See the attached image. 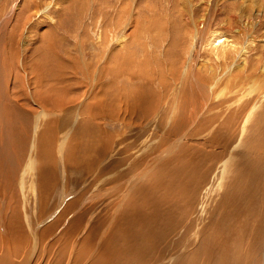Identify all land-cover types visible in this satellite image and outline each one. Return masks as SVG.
Masks as SVG:
<instances>
[{
    "label": "rangeland",
    "instance_id": "1",
    "mask_svg": "<svg viewBox=\"0 0 264 264\" xmlns=\"http://www.w3.org/2000/svg\"><path fill=\"white\" fill-rule=\"evenodd\" d=\"M59 1L64 8L67 7L66 9L69 10L68 14L65 13L64 11H62V13H64L62 15V20H63V23H65V24L67 23L66 26H64V27L60 26V18L61 17L52 8L51 12L48 15L43 16L41 18L38 17L35 19L34 24L36 23V25H37L40 23L39 25L36 26L37 29H32L33 25L30 28V30L31 29L33 30L32 35L34 34V32H36V37L34 38L35 40L32 39L33 44H32V47H30L32 49V53H30V51L26 52L24 50V48H22L21 46L19 47L18 51H19L20 59L23 62V64L29 69V70L25 71V74H22V76L18 77L21 81V84L18 83V81H19V79H18L17 83H16L17 85L16 84L13 85L12 80H13L14 75H13L12 71H11V73H10V71H8V72L6 71L7 74L5 72L2 73L3 68H5V65H8L9 61L11 63L10 58L12 56H10L6 53L0 54V184H1L0 186H2L7 191L6 192L4 190H1L2 187L0 188V197H1L0 198V217L2 218V220H3L4 216H6V219H9L11 216L15 217L16 215L20 214V218L22 219V223H23V221H25V222L28 221L30 224L28 226L27 223H25V222L23 223L24 227L27 231H32V233H38V232H42L43 230L45 231V229H47L53 225H56V227H57V230H56L57 233L56 234L57 235H61V237L71 238L73 236L72 233H70L71 234L70 236H64V231L69 227L70 223L78 215H80V213L83 212L82 214H84V210L86 208L87 209L89 208L88 210L85 211V213L87 214L86 218L88 216H89L88 218H91V220L89 219L88 223L86 224V226H88V228H91V226L93 227V222L97 221L101 215H104L105 213H107L105 215H108V214L113 215L114 212L112 210V204L110 203L109 206H107L108 203H107V201L104 200V201H102V202H104V204L99 205V203L98 204L92 203L90 205L88 204L89 206H87L84 209H83V207L76 209V210H74L73 214L69 215L66 219H64L63 221L60 222V217L62 216L61 213L63 211L62 204L63 203H64V205L69 204L73 200L77 199V197H79V196H80L79 198H81V196L84 193L89 192V190L91 192V190L93 189V186H95L93 184L94 182H91V180H90L91 179L90 177L93 175L92 170H93L94 166H93L92 162H94L93 159H94L95 155L93 157V153H90L91 151H90L89 145L91 146L93 141L97 140V138H96L97 135L96 136L94 135V128L91 127L90 122L92 121L94 116L96 117L95 118L96 120H99L102 116H107L108 117L107 119L101 121L106 125V126H104V128L108 132H110L111 135H113V136L119 135L121 138H124V139H118V138L115 139V137H114V142H116V144L114 145L113 151L110 153V156H109L110 158H108V163H107V161H102V162H104L105 166L106 165L109 166L110 169L107 167H104L101 169L103 172L100 173L101 174L100 176L103 175L102 173L105 174L106 172L108 174H111L112 176H114L113 180H115L117 177L116 182L119 184H118V186L114 185L112 187L113 188L112 192H115V193H113V195L114 194L116 195V196L114 195L115 197H117V196L120 197L121 195H125V193H123V191L126 193H129L130 197L132 195H134L135 189L130 194V189L133 186L135 187V184L133 185V184H131L132 182H130L131 180H133V178L130 179L129 178L130 175H128L130 173V168L136 169V170H134L135 174H141V172L144 173L147 171V169H148L147 167H149V169H150L151 163H153L154 161H157V164L153 167V170H155V168L158 167L157 170H160L161 176L162 177L165 176V178H166V179L164 178L165 181L168 180V178H169L170 179L169 184H171V181L173 179V175L175 173L174 168L177 166L175 160L178 159V157H179L178 151L181 152L182 150H185V151H188L189 153H192V150L189 149L190 148L189 145L190 144H198L200 148H205L209 152H215L216 153L219 150L224 151V149L222 147H219L220 145L230 144L233 147L237 145V148L235 147L236 149L233 152L234 158H236L237 160L235 161V166H232V168L227 172V173H229V176H228V174H226L225 178H227V176H228L227 181L225 179L223 180V188L224 189H220V191H215L214 192L215 193L214 199H212L213 196L210 198L201 196L200 198L204 199L205 201H203V204L200 205L199 208H201L202 212H203V213H201V215H203L205 213L208 214L207 218H209V219L206 218L204 220L205 222H207V226H209L210 228H214L217 226V228H218L217 232L224 231L225 234L226 233H228L229 235L231 234L230 236H232L233 231H234L232 229V228H234L233 223L235 225L238 224L237 227H239V226L242 227L240 221H242L243 223L248 221L247 217L249 218V216L251 214L249 219H251L252 222L249 220L250 223H248V225H245L246 227H248V226L249 227L246 228L244 226L245 230L243 229V233L241 231V236H240V237H242L240 239V241L244 242L246 244L242 249V253H241L238 261H236L234 264H246V263H248V264L249 263L250 264H264V210H263L264 208H261L263 206L262 204H261L262 206H260V202L261 203L264 202V197H263L264 194H262V193H264V178H263L264 173H262V172H264V158H262L261 156L255 157L257 161L258 160L260 161V162L258 161L259 163L256 165L257 162L254 158V152L252 153V151L254 150V147H251L252 144H254V146H256V147L260 146L262 150L259 147H257L259 149L258 151L259 152L261 151L259 153V155H262L261 154L262 152L264 153V141L261 139H258V140L255 139L257 137V135H259L261 133L264 134V129L259 130L260 126L264 123V118L254 116V123H252V119H250V118H249V120L244 119V112L246 110V107L245 106L241 107L240 105H242L243 103L238 105V103L236 102V99L241 98V96H242L241 95V93H242L241 89L242 88L244 89L243 85L241 84V82L238 79V74L234 70V68H236V66H237L236 60H233L231 58L225 62H222V64H221L222 66H220V67H222L223 69H220L219 67H217L218 70L220 71L219 75H221V70L227 71V72L230 71L231 73H234L231 75L233 76L232 78H234V80L236 82L235 86H237V89L239 91L234 96H232V94L229 95L231 97L228 98V100H226L227 102H226L225 112L221 113V111L213 109L215 112L214 118L207 119L208 118L207 116L204 117L206 112H205V110H203L201 117H199V120L197 121L196 125L193 128L195 131L193 129L189 130L190 132H192V133H190L187 130L188 134L185 133L186 135H182L184 124L186 127L189 124H191L190 120H188L191 117V114L183 113V111H185L184 109L186 108L183 106H185L186 104L184 102H182L183 99H181V96H182L181 93L185 90V86H184V82L180 83V82H178V81H180L179 78L177 80L176 79L177 77L176 78L174 77L175 75H177V72H181V69L178 66V64L182 65V63L185 60H188L189 58H192L193 56L194 57L196 56L195 59L200 58L201 60L207 59V58H213L214 59V57L212 55H210V56L207 55V52L199 51L200 46L202 44L200 39H202V37L198 40L197 47L194 45L196 52L192 51L193 45L191 44L192 43L191 38H192V35L194 34V31L192 30V23H191L190 15L189 14L183 15L181 12L175 10L178 0H136V2H133V0H126V1L125 0H95V1L94 0H87V2L85 1L86 3H84L85 7L84 6L82 7V8H84L83 9L84 11L80 10V12L78 11V7L76 8L75 11L71 10V8L68 7L71 3H69L65 0H59ZM192 1H193V4L194 3L195 4L201 3L200 0H192ZM131 2L134 4L132 5ZM13 3H14L13 0H11V2L9 3V6L11 7L13 5ZM126 3H128V4H126ZM130 3L133 7L130 5ZM136 3H137V5H136ZM224 3H225V5H223L222 11L218 12L216 15H214V17H212L210 24L204 30L202 29L203 26L198 23L200 21L203 13L200 9L196 8L195 14H194V19L197 21L196 25L200 28L198 36L201 35V31H203V32L206 31L205 35H207V31L209 34V32H218L222 29V25H224L226 23V17L228 18V15L231 16V14L235 12V10H233V9H235V7L232 4H229L227 2V0H224ZM150 4H152L153 6ZM121 5L126 6V7L128 6L127 10L129 9L130 13L131 12L132 13L131 14L128 13L127 10L125 12H123ZM119 6H120V8H119ZM129 6H130V8H129ZM144 6L147 8L145 9ZM134 7H135V9H134ZM180 7H178V9H180ZM131 8H133L132 9L133 11L131 10ZM29 9H30V6H29ZM136 9H138V10L136 11ZM32 10L33 9L31 8L30 11H32ZM97 10H99V11H97ZM246 11L248 12L249 10L246 9ZM116 13H117V15H116ZM129 15H131V16L133 15L134 18H137L139 20H137L138 23H135L137 25L136 27L130 28V31H129V29L127 30V31H129L130 34L128 33L126 35V37H128V38H127V43H126L127 46L124 45V47L126 49L125 50L124 48L121 49L118 45H116L117 42H115L113 39H115L114 37L117 35L116 33L119 32L122 28H124L126 26V22H124L123 19L120 20L118 18L120 16H123L124 19L126 20V18ZM146 16H151V20L155 19V25H153V24L151 25L152 22L147 24V22L145 21ZM184 16H185V18H183ZM0 18H1V15H0ZM188 20H189V22H188ZM117 21H119V22H117ZM180 22H181V24H180ZM2 23H3V21H0V26L2 25ZM229 23H230V25H228L227 27H224V29H226L227 32H230L233 28L236 27L235 18L231 17V20L229 21ZM262 26L264 27V24L259 26V28H257V30H256V33L258 35L264 34V32H263L264 28ZM2 27L4 28V26H2ZM2 27H0V29H3ZM19 27L20 26L17 27V26H14L12 24H11V26H10V24L7 26V28L5 29V35L6 36H5V41H4L5 44L3 46V49L8 45L7 40L10 39V36L13 33L16 32V34H20L22 28H19ZM143 31H144V33H143ZM242 39L244 40L243 37H242ZM51 40L53 42L55 41V43H56V45H54V49L56 50V57H60L59 59L57 58L58 61H55L54 59H52L53 57H50V56H52L51 55V47H50V41ZM45 41H47V42H45ZM93 42H95V44ZM238 44H241V42H238ZM33 45H35V46L41 45V47L43 48L45 53L50 52L48 54L50 56H45V53H43V56L40 57L39 54H41V52L38 51L37 49L33 48ZM48 45H49L48 49L45 50L44 46H48ZM0 46H1V44H0ZM104 48H105V50H104ZM257 49H259V48L257 47L254 50V55L252 54V52L250 55L249 66L251 69L254 68V57L257 58L255 55L257 53H260L259 51H261L260 49L259 50H257ZM115 50H116V52H122L123 50H125L124 53H126V52L127 53L124 55L120 54V55L116 56V55H113V53H112ZM145 50H146V52H145ZM261 53H262L263 60H264V50H262ZM102 54L104 56H102ZM191 54H192V56H191ZM27 56L29 57V59ZM29 60H30V62H29ZM27 63H30V64H27ZM224 63L226 65H224ZM21 65H22V63H21ZM28 65H30V66H28ZM107 65H109V66H107ZM212 65L215 66V62L212 61ZM60 66H62V67H60ZM95 68H96V70H95ZM198 68H200V67H198ZM33 69H34V72H33ZM36 69H39L40 71H37ZM171 70H172V72H171ZM209 70H212V68ZM58 71H59V73H58ZM88 71L91 72L92 74L89 73ZM195 71L198 72L199 70L198 71L195 70ZM250 71H253V70H250ZM27 73H28V76H27ZM19 75H21V74H19ZM89 75H90V77H89ZM208 75H209V73H206V72L204 73V72L200 71V74H198V79H200L199 81H201L202 83L206 82V83H204L206 85H211L212 83H214V80H215L214 76L215 75H213L214 80L208 78ZM201 76L203 78H205V80ZM206 76H207V78H206ZM173 81H174V84H173ZM163 82L165 84L164 87H166L167 89L162 87ZM167 83H169V84H167ZM86 86H88V87H86ZM182 86H184V87H182ZM10 87H11V89H10ZM169 87L172 88V91H171V89H168ZM179 88H180V90H179ZM147 90H149L151 92V95L148 96L150 98H147L148 101L147 100L143 101L142 100L143 95H144L145 91H147ZM176 90L178 91V93ZM25 92H27V97H26L27 99L24 96ZM32 93H35V94H32ZM46 98L47 99L57 98L58 99L57 101L62 103V107H64V109H61L62 107H60V109H58V110L57 109L52 110L50 102L48 103ZM255 98H257V95L254 93V99ZM39 99H40V101H39ZM44 99L47 102L46 101L44 102ZM103 99H105V100H103ZM175 99H181L178 101V105H179L178 107L180 108V106H181V109L179 110V108H178V110L180 111V113H183V114L178 113L179 117L177 118V120L171 121L170 119H168L169 117H167V116L171 113V110L173 111L174 105L176 104ZM42 100H43V103L41 102ZM244 100L245 99L242 98V102H244ZM255 100H257V99H255ZM81 101L85 102V104L83 106L80 105ZM143 102H145V103H143ZM21 103H23V104H21ZM47 103H48V105H47ZM102 103L103 104H107V103L109 104V106H108L109 110L108 111L102 110V108H101ZM51 104H53L56 107V105L54 104V101H52ZM21 105H23L24 107ZM38 105L40 106L41 109H39ZM210 105H212L213 107H217L216 104H210ZM210 105H208V106H210ZM88 106L92 107L93 114L91 113L90 109H89V111L87 110ZM235 106H236V108L238 107V109L235 112H232L235 109ZM47 109H50V111L49 110L47 111ZM156 109H160V110H157L158 111L157 112ZM227 109H229V110H227ZM51 110L53 112H51ZM38 111H43L44 114L41 115V119H38V126L35 129L34 124L36 123V119H37L36 114ZM55 111H56V115H55ZM126 111H131V112H130V114H127V113H125ZM132 112L136 113V114L134 113L136 115V117L134 114H131ZM216 112H218V116L216 115L217 114ZM86 113H88V114L91 113V114L88 115ZM137 114L139 115V117ZM49 115H51L52 117L49 118ZM132 115H134V116H132ZM75 117L85 121V122L81 121V123H80L81 128H79L77 126V124H75V122L77 123ZM124 117H126V119H127L126 123L124 121L119 120V119H123ZM131 118H133V120ZM134 118H136V119H134ZM56 120H57V123H56ZM187 120H188V122H187L188 125H186V123H185V121H187ZM221 120H224V121L220 123ZM82 122L85 125L82 124ZM206 122H207V127L204 126V123H206ZM53 123L56 125L52 126ZM65 123L68 124V127H67V125H65ZM81 124L83 125V127H87L90 125L89 129H88V127L83 128ZM126 124H127V126H126ZM181 125H183V126H181ZM201 125H203L204 127H202ZM219 125H220V127H219ZM72 126H74V128ZM222 126L224 127V129H221V128H223ZM181 127H182V130H181ZM186 127H185V129H186ZM205 127H206V129H205ZM70 128H73V130L68 135L69 137H68L67 142L70 141V143H68V145L64 146L65 154H66V156L71 155V157L73 158L74 155L71 154V151L74 150L76 153V156L78 157V160H79V163L77 162V165L79 164L81 166V168L83 166L90 167L89 169L91 171L88 170L87 168H85V169H81V168L79 169V168H75V167L73 168L72 166H74L76 162H74L72 164L68 163L67 167H66L67 168L66 171H68V173L65 172L64 173V180H61L62 179L61 178L62 170H61V168H59V166L61 164H60V160H59L60 155H58V151L60 149L58 150L59 147H57V146L59 145L58 143L61 144L64 141V138H65V137L63 138L64 132H65L64 130H67V129L69 130ZM82 128L84 129L83 130L84 132L82 131ZM197 128L199 130L201 128H203V130L200 131V135L196 139L192 140V136L194 135L193 133H197L199 131ZM258 130H259V133L254 137V140H252V139L250 140L252 142V144H251V142L248 139V136L252 135V134L255 135V133ZM34 132H37L38 135L34 136ZM141 132H144V133L141 134ZM158 134H160V135H158ZM87 136L89 139L87 138ZM145 136H147V137L145 138ZM208 136H212L214 138L216 137L217 140H215V142H214V138H213L212 143H208L207 145H204L203 141L200 138L208 137ZM246 137H247V140H246ZM90 138H92L93 141L90 140ZM131 138H133L136 142L133 141V139H131ZM34 139H36L35 142L40 140V145L36 144V147H37V149L42 150V153H41V151L39 153L37 152V154L34 157V162H36L35 165L40 166V162H41V165L43 166L42 162H48L50 160L48 162L50 164L49 167L51 169V173L49 170V175H51L55 171L54 172V176H55L54 182H55V188H56V189H54L55 194L51 195L52 191L50 192V200H48V202L43 201L42 196H40L43 193V190L40 189L41 187L38 185V182L35 181L34 179H33V181H31V178L26 175L27 180L25 179L24 185H22V186L20 185V182L18 179H13L14 173L15 174L17 173L15 176L18 177L23 172V169H24V167L27 163L28 157H29L28 155L30 152V148L33 145L32 140H34ZM145 139L146 140L148 139V140L146 141ZM160 139H161V141H160ZM242 139H243V142L240 144V140H242ZM117 140H121V142L124 141L123 144L127 145L132 150V152L130 150L131 155L134 154V156H136L137 158L135 157V160H134V156L132 155V158H131L132 161H130L131 155L129 152V148L127 146L125 147V150H126L124 152L125 154L123 153V155H121V154L119 155V153L122 151V148H121L122 145L120 146L119 144L121 142L118 143ZM143 140H145L144 141L145 142V148H144ZM158 140H159V142H158ZM168 140L170 143L167 142ZM53 141H55V144H56L54 149H53V145L50 147L48 146L49 144L53 143ZM125 141H127V142H125ZM130 141H131V143H130ZM132 142H133V144H132ZM141 142L143 144H141ZM156 143H157V145H156ZM182 143H184V145ZM176 144H179L177 146L178 148H176ZM136 146H138V148ZM156 146H157V148H156ZM162 146H164L165 148ZM167 146L168 147L171 146V147L167 148ZM243 146H244V150L240 151V149ZM48 147L52 150L50 152V155H52V156L49 160L45 159V156H44L45 153L43 154V149H47ZM159 147H162V149ZM249 147H250V149H248ZM155 148H156V151H155ZM251 148H253V150H251ZM159 149H160V151H159ZM144 150H145V152H143ZM147 150H149V151L152 150L150 152H153V153L155 152V154H153V153L149 154L150 152H148ZM156 152H160V155L162 154L161 156H164V157L160 158L161 156L159 154H157ZM127 154H129V156ZM89 155H90V157H89ZM152 155H153V157H152ZM176 155H178V156H176ZM238 155L239 156L243 155V156L239 157ZM122 156H123V160L119 161V159H121ZM143 156H145V157H143ZM167 156H168V158H167ZM173 156H174V158H173ZM83 157H85V158H83ZM127 157H128V159L126 160ZM138 157L141 159V161H144V162H141ZM148 157L150 158L151 161L147 160V159H149ZM89 158H91L92 160ZM153 158H154V160H153ZM166 158H167L168 162H166L164 160ZM196 158L198 159V164L201 167H203L204 166L203 161L205 160V157L203 159H201L200 153H197ZM257 158H259V159H257ZM109 159H111L110 160L111 163L109 162ZM51 160L53 162H51ZM22 161H23V164H22ZM147 161H148V164H147ZM160 161H162V162H160ZM172 161H173V165H172ZM189 161L190 160H187L186 166L188 165ZM54 162H56V164H54ZM131 162H132V164H131ZM134 162L136 165H138L140 162V164H139L140 166L134 165L135 166L134 167L133 166ZM254 162H256V163H254ZM108 164H111V165H108ZM145 164H147V167H145L146 166ZM161 164H162V166H161ZM254 164L258 167V169L254 168ZM52 165H53V168H51ZM131 165H132V167H131ZM54 167H57L58 169L56 170V168H54ZM120 167H121V170H120ZM136 167L137 168L142 167V168L138 169L139 170V172H138ZM165 167H167L168 169ZM169 167H170V169L173 168V171H171L169 169ZM249 167L251 169H255V170L252 171ZM259 167H262V169ZM128 168H129V170H128ZM52 169H54V170H52ZM78 169L81 171H79ZM107 169H109V170H107ZM84 170L86 171L85 174L87 173V175H84V173H83ZM104 170H106V172ZM124 170L127 172V173H124L125 175L123 174ZM151 170H152V168H151ZM108 171H110V172H108ZM254 171H255V173H254ZM233 172H235V174ZM252 172L254 173V175ZM246 173H247V175H245ZM255 174H258V175H255ZM260 174L263 177H261ZM120 175H121V177H119ZM151 175L153 177L155 175V173L152 172V174L150 173L149 176H151ZM254 176H255V179H254ZM246 177H247V179H246ZM262 178H263V180H262ZM239 179H241L244 182V184L241 183V181H239L237 184L236 181ZM232 180L235 182H233ZM230 181H232V182H230ZM30 182H32V184ZM81 182H82V185H84V186L81 185ZM88 182H89V184H88ZM4 183L6 185H4ZM63 183L66 184V187H65L66 188V191H65L66 194L64 196H60L59 192L61 193V188L63 186L62 185ZM71 183H72V185H71ZM231 183H232V185H231ZM74 184H80V186L77 187V186H74ZM32 185H34V186H32ZM119 185H121L122 188H120L121 186H119ZM224 185H225V187H224ZM235 185L237 187H235ZM239 185L241 186L240 188H239ZM255 185H256V188H255ZM23 187L25 190L23 189ZM117 187L120 189H118ZM218 188H220V187L218 186ZM115 189H117V190L115 191ZM240 189L242 191H240ZM119 190H121V191H119ZM128 190H129V192H128ZM245 190H247V191H245ZM259 190H260V193L262 194V196H260L262 199L258 197L259 196ZM57 191H59V192H57ZM237 191H238V194H236ZM22 192L24 194H22ZM239 192L242 194H240ZM252 192L254 195L252 194ZM39 193H41V194L39 195ZM14 194L17 198L14 196ZM57 194L59 196H57ZM251 194H252V196H250ZM255 194H258V195L256 196ZM2 195H3V197H2ZM246 196H248V197H246ZM254 196H256L257 198H255ZM59 197H62V198L59 199ZM14 198H15V202L13 200ZM172 198L171 199L174 202V214H172V215H175V214L177 215V213L179 215H188V204H185V200L182 197H177L181 201L176 200L177 201L176 202L174 200L173 196H172ZM62 199H64V200L62 201ZM175 199H176V197H175ZM235 201H237V202H235ZM13 202H14V204H12ZM59 202H60V204H59ZM127 202H128V200H127ZM127 202H126L125 207H123L122 209L125 210L127 208V206L130 205L129 203L127 204ZM232 202L234 205L232 204ZM238 202L239 203L241 202V203L239 204ZM168 203H169V200L166 203H162L157 209L155 208V210H154V204L151 205L150 206L151 208L148 207L149 208L148 214H151V212H152V215L159 213V212L161 215L162 214H166V215L170 214L169 209H171V205H170V203L169 204ZM255 203L256 204L259 203V204L256 205ZM175 204H176V206H175ZM208 204H209V206H207ZM64 205H63V207H64ZM232 205L234 206V208L236 206V210L234 208L230 209L231 208L230 206H232ZM237 205H239L240 208ZM247 205H249V206H247ZM251 205L252 206L255 205V206L252 207ZM244 206H247V207H244ZM258 206H259V208H258ZM152 207H153V210H152ZM166 207H170V208L165 209ZM207 208L210 210H208ZM237 208H238V210H237ZM249 208H251L252 210ZM254 208H256V209H254ZM81 209H83V210H81ZM182 209H183V211H182ZM203 209L206 210V212ZM127 210L128 211H126V210L124 212L122 211V213H126V215H124V214L114 215L112 222L114 223L115 221H119L118 225H120L122 220L125 219V217H126L127 221H130V223H131L132 222V216H130L129 214L132 213V211L130 209H127ZM167 210L169 211V213ZM229 210H231V212ZM240 210H242V211L240 212ZM250 210H251V212H250ZM141 211H143V209H141ZM235 211H237V212H235ZM244 211H247V213H245ZM260 212H263V213H260ZM235 213H238V214H235ZM248 213H250V214H248ZM252 213H254V214L256 213L258 215L253 214V216H252ZM233 214H235L236 216ZM22 215H24V216H22ZM96 215H97V217H96ZM214 215H215V217H214ZM229 215H231V216H229ZM80 216H82V215H80ZM253 217H254V220H253ZM194 218H195L194 220L196 221L197 225H199L200 221L197 219L198 215H195ZM221 218H222V220H221ZM255 219L258 221H255ZM220 221H222V222H220ZM103 222H104V225H103ZM103 222L100 225L102 229H104V227L106 225L105 220H103ZM112 222H111V224H112ZM256 222L259 223V226L257 225ZM253 223H255V224H253ZM230 224H232V225H230ZM250 224L252 225V227H254L256 229H253ZM0 225H3V224H0ZM118 225L116 226L115 231H117V229L119 227ZM31 226L33 229H29ZM80 226H82V225L80 224ZM80 226H78V227H80ZM6 227H7V229H6ZM8 228L9 227L5 223L4 229L3 230L1 229L2 235L5 233L3 235V237L9 236V232H11V231L9 230V232H8ZM224 228L225 229L227 228V230L225 231ZM250 228H252L253 232L250 231L251 230ZM81 230H82V227H81ZM205 231H208V234H206L207 236L211 235V231L208 229V227L206 229H204V232ZM244 231H246V232H244ZM248 233H250V235ZM251 234H252V236H251ZM206 235H204V236H206ZM244 235L246 236V240H249L250 236H251L250 242L243 240V239H245V237H243ZM222 237H226V236H222ZM227 237H229V236H227ZM252 239L255 241L253 242ZM151 242H155L154 238L151 239ZM245 255L247 256V258L245 257ZM249 260H251V261L249 262ZM252 260L254 262H252ZM239 262H241V263H239Z\"/></svg>",
    "mask_w": 264,
    "mask_h": 264
},
{
    "label": "bare ground",
    "instance_id": "2",
    "mask_svg": "<svg viewBox=\"0 0 264 264\" xmlns=\"http://www.w3.org/2000/svg\"><path fill=\"white\" fill-rule=\"evenodd\" d=\"M65 1L71 3L68 6L69 8H71V10L75 11L76 8L78 7L79 12H80V10L84 11L83 10L84 8H82V7L83 6L85 7L84 3L87 2V0H65ZM10 2H11V0H0V15H1L0 21H3V23L0 27L4 26V28L2 27L3 29H0V44H1L0 54L6 53V54L12 56L10 58L11 63L9 61L8 65H5V68H3L2 73L5 72L7 74L8 71H10V73L12 71L13 75H14L12 83H13V85H15L17 83V80L19 79L18 77L22 76V74H25L26 70H29L21 61L18 50H19V47L21 46L22 48H24V50L26 52L30 51V53H32V49L30 48V47H32V44H33L32 39H34L36 37V32H34V34L32 35V33H33L32 29H37L36 26L40 24V23L37 25H36V23L34 24L35 19L38 17L41 18L43 16L48 15L53 8L54 11L61 17L60 18V26L64 27V26H66L67 23L66 24L63 23L62 15L64 13H62V11H64L65 13L68 14L69 10L66 9L67 7L64 8L59 0H13L14 3L11 7L9 6ZM133 2H136V0H133ZM200 2L201 3H199V4H195V3L193 4L192 0H178L177 6L175 9L176 11L181 12L183 15H185V14L190 15V19H191V23H192V30L194 31V34L192 35V38H191V40H192L191 44L193 45L192 51L196 52L194 45L197 47V42L202 37V39H200L202 44L200 46L199 51L207 52V55H209V56L212 55L214 57V59L213 58H207V59L201 60L200 58L195 59L196 56L195 57L193 56L192 58L185 60L182 63V65L178 64V66L181 69V72L176 71L177 75H175L174 77L175 78L177 77L176 78L177 80L179 78L180 81H178V82H180V83L184 82L185 90L181 93L182 94L181 99H183L182 102H184L186 104V105L184 104L185 106H183V107H186V108L185 109L183 108L185 110V111H183V113L191 114V117L188 119V120H190L191 124L188 125L187 124L188 120L185 121L186 125H188V126L186 127L184 124L182 135L188 134L187 130L189 131V130H192L194 128L197 121L199 120V117H201L203 110H205V112H206L204 117L207 116L208 117L207 119L214 118V113H215L214 110L221 111V113L225 112V107H226V102H227L226 100H228V98L231 97L229 95L232 94V96H234L236 93L239 92L237 89V86H235L236 82H235L234 78H232L233 76L231 75L234 73H231L230 71L227 72V71L221 70V75H219L220 71L217 68V67H219L220 69H223L222 67H220V66H222L221 65L222 62H225L231 58L233 60H236V62H237V66H236V68H234V70L238 74V79L244 87V89L243 88L241 89L242 90L241 91L242 92L241 98H238L239 100L236 99V102L238 103V105L243 103L240 106L246 107V110L244 112V119L249 120V118H250V119H252V123H254V116L264 118V60H263V56L261 53L262 50H264V34L258 35L256 33L257 28H259V26L264 24V0H227V2L229 4H232L235 7V9H233V10H235V12L233 11L234 13H232L231 16L228 15V18L226 17V23L224 25H222V29L218 32H209V34L207 31V35H205L206 31H204V32L201 31V35L198 36L200 28L196 25L197 21L194 19V14H195L196 8L200 9L203 13L201 16V19L198 23L203 26L202 29L204 30L210 24L212 17H214V15H216L218 12L222 11V7H223V5H225L224 0H200ZM131 3H130V5H131ZM126 4H128V3H126ZM133 4L134 3H132V5ZM136 5H137V3H136ZM150 5H152V4H150ZM29 6H30V9L31 8L33 9L32 11H30ZM135 7H134V9H135ZM178 7H180V9H178ZM119 8H120V6H119ZM121 8H122L123 12H125L127 10L128 6L127 7L122 6ZM129 8H130V6H129ZM146 8L147 7H145V9ZM132 9L133 8H131V10ZM246 9H248L249 11L247 12ZM137 10L138 9H136V11ZM97 11H99V10H97ZM127 11H128V13H130L129 9ZM116 15H117V13H116ZM231 17L235 18L236 27L233 28L230 32H227L226 29H224V27H227L228 25H230L229 21L231 20ZM183 18H185V16ZM118 19H120V20L123 19L124 22H126V26L124 28L121 27L122 29L116 33L117 35L114 37L115 39H113V40L115 42H117L116 45H118L121 49H123V48L125 49L124 45L127 46L126 43H127V38H128V37H126V35L129 33L130 28L137 26L135 23H138L137 20H139V19L134 18L133 15L132 16L129 15L126 18V20L124 19L123 16H120ZM152 20H151V16H146L145 21L147 22V24L152 22L151 25L152 24L155 25V19H152ZM117 22H119V21H117ZM188 22H189V20H188ZM9 24H10V26H11V24L14 26H17V27L20 26L19 28H22V29H21L20 34H16V32H15L10 36V39L7 40L8 45L3 49V46L5 44L4 43L5 36H6L5 35V29L7 28V26ZM180 24H181V22H180ZM31 26H32V29L30 30ZM128 29H129V31H127ZM143 33H144V31H143ZM242 37L244 38V40L242 39ZM45 42H47V41H45ZM238 42H241V44H238ZM93 43L95 44V42H93ZM54 45H56L55 41L53 42L51 40L50 41V47H51V55L52 56L48 55L50 52L45 53L43 48L41 47V45H39V46L33 45V48H35L41 52V54H39L40 57L43 56V53H45V56L53 57L52 59H54L55 61H58V59L60 57H56V50L54 49ZM44 47L46 50V49H48L49 45L44 46ZM257 47L261 51H259L260 53H257L255 55L257 58L254 57V68L251 69L249 66L250 55H251V52L254 55V50ZM259 49H257V50H259ZM104 50H105V48H104ZM125 50H123L122 52H116V50H115L112 53H113V55H116V56H118L120 54L124 55L127 53V52L124 53ZM145 52H146V50H145ZM102 56H104V55L102 54ZM191 56H192V54H191ZM28 59H29V57H28ZM212 61L215 62V66L212 65ZM29 62H30V60H29ZM21 63L23 66L21 65ZM27 64H30V63H27ZM224 65H226V64L224 63ZM28 66H30V65H28ZM62 66H60V67H62ZM107 66H109V65H107ZM198 67H200V68H198ZM211 68H212V70H209ZM36 70L40 71L39 69H36ZM95 70H96V68H95ZM195 70H197V71L199 70V71L196 72ZM250 70H253V71H250ZM200 71L204 72V73L205 72L209 73L208 78H210V79L214 80V77H215L214 83H212L211 85H206V84H204L206 82L202 83L201 81H199L200 79H198V74H200ZM33 72H34V69H33ZM171 72H172V70H171ZM58 73H59V71H58ZM89 73H91V72H89ZM19 74H21V75H19ZM213 75H215V76L213 77ZM27 76H28V73H27ZM89 77H90V75H89ZM206 78H207V76H206ZM203 79L205 80V78H203ZM18 83L21 84L20 79H19ZM167 84H169V83H167ZM173 84H174V81H173ZM164 85L165 84L163 82L162 87H164ZM184 86H182V87H184ZM86 87H88V86H86ZM164 88H166V87H164ZM10 89H11V87H10ZM168 89H171V91H172V88L169 87ZM179 90H180V88H179ZM35 93H32V94H35ZM177 93H178V91H177ZM254 93L257 95V98H255L257 100L254 99ZM149 95H151V92L149 90L145 91L142 100L145 101V100H147V98H150V97H148ZM24 96H25V98L27 97V92H25ZM242 98L245 99L244 102H242ZM181 99H175L176 104L174 105L173 111L171 110V113L167 116V117H169L168 119H170L171 121L177 120V118L179 117L178 113L183 114V113H180V111H179L181 109V106H180V108L178 107L179 106L178 101ZM57 100H58L57 98L47 99L48 103L50 102L52 110H56V109L58 110V109H60V107H62V103L58 102ZM103 100H105V99H103ZM39 101H40V99H39ZM45 101L46 100L44 99V102ZM52 101H54V104L56 105V107L53 104H51ZM41 102L43 103V100ZM48 103H47V105H48ZM143 103H145V102H143ZM21 104H23V103H21ZM84 104H85L84 101L80 102V105L83 106ZM210 104H216L217 107H213ZM208 105H210V106H208ZM21 106H23V105H21ZM108 106H109L108 103L107 104L102 103L101 108H102V110L108 111L109 110ZM38 107H39V109H41L39 105H38ZM178 108H179V110H178ZM61 109H64V107H62ZM89 109H90L91 113L93 114V109L91 106H88L87 110L89 111ZM237 109H238V107L236 108V106H235V109L232 112H235ZM48 110L50 111V109H47V111ZM52 110H51V112H53ZM157 110H160V109H156V111ZM227 110H229V109H227ZM130 112L131 111H126L125 113L130 114ZM91 113H89V114H91ZM134 113L132 112L131 114H134ZM216 113H217L216 115L218 116V112H216ZM43 114H44L43 111L37 112V114H36L37 119H36V123L34 124L35 129L38 126V119H41V115H43ZM86 114H88V113H86ZM55 115H56V111H55ZM134 115H132V116H134ZM50 117H52V116L49 115V118ZM126 117H124L123 119H119V120L124 121L126 123V121H127ZM135 117H136V115H135ZM138 117H139V115H138ZM95 118L96 117L94 116L92 121L90 122L91 123L90 125L92 128H94V135L95 136L97 135L96 136L97 140L93 141V139H92L93 137L90 138V140H92L93 143L91 144V146L89 145V148L91 151L90 153H93V157L95 155V157L93 159L94 162H92V164L94 166V168L92 170L93 175L90 177L91 182H94L93 184L95 186H93V189L91 190V192H90V190H89V192L86 191L87 193H84L81 196V198H79L80 197L79 196V197H77V199L73 200L69 204L64 205V203H63L62 204L63 211L61 213L62 216L60 215L61 217L60 216L59 217H60V222H61L64 219H66L69 215L73 214L74 210L79 209L81 207H83V209H84L92 203H97V204L99 203V205L104 204V202H102L104 200L107 201V203H108L107 206H109L110 203L112 204V210H113L114 214L113 215H111V214L105 215V214H107V213H105L104 215H101L97 221L93 222V227L91 226V228H88V226H86V224L88 223L89 219L91 220V218H88L89 216L86 218L87 214L85 213V211L89 209V208L88 209L86 208L84 210V214H82L83 212L80 213V215H82V216L78 215L70 223L69 227L64 231V236H70L71 235L70 233H72L73 236L71 238L61 237V235H57L56 234L57 233L56 232V230H57L56 225H53V226L45 229V231L43 230L42 232H38V233H32V231H27L24 227V224H23L25 221H23V223H22V219L20 218V214L16 215V216L14 215L15 217L11 216L9 219H6V216H4V218H3L4 221L0 217V224H3V225H0V264H234L236 261H238L240 255L242 253V249L246 244V243L240 241V239L242 238V237H240L241 231L243 233L244 226L248 225V223H250L251 219H249V218H250L251 214L248 213V214H250L249 218L247 217L248 221H246L244 223L242 221H240L242 227H240V226L237 227L238 224L236 223L237 225H235L233 223L234 228H232V229L234 231L231 229L233 231V234H232V236H230L231 234L230 235L228 233L225 234L224 231L217 232L218 231L217 226L214 228H210L209 226H207V222H205L204 220L207 218L208 214L205 213V214L201 215V213H203V212H202V209L199 208V206L203 204V201H205L204 199L200 198L201 196L208 197V198L213 196L212 199H214V194H215L214 192L220 191V189H224L223 188V180L225 179L227 181L228 176H229V173H227V172L232 168V166H235V161L237 160L236 158H234V153H233L235 151V149L237 148V145L234 147L231 146L230 144L220 145L219 147H222L224 149V151H221L218 149L219 151L216 153L215 152H209L205 148H200L198 144H190L189 145L190 146L189 149L192 150V153H189L188 151H185V150H182L181 152L178 151L179 157H178V159L175 160L177 166L174 168L175 173L173 175V179L171 181V184H169V180H170L169 178H168V180L165 181V179H166L165 176L164 177L161 176L160 170H157L158 167H156L155 170H153V167L157 164V161H154L153 163L150 162L151 163L150 169H149V167H147V164H148V161H147V164H145L146 165L145 167H147L148 169L146 168L147 171L144 173L141 172V174H135L134 170H136V169L130 168L131 174L129 173L128 175H130V177H129L130 179L133 178V180H131L130 182H132L131 184H133V185L135 184V187L132 185L134 188L132 187L130 189V194L134 189H135L134 190L135 193H134V195H132L130 197L129 193H126L122 190L123 193H125V195H121L120 197L117 196L118 197L117 198V197H115L116 196L115 194H114L115 196L113 195V193H115V192H112L113 191L112 187L114 185L118 186V184H119L116 182L117 177L115 180H113L114 176H112L111 174H108L106 172V170H104L106 173L105 174L102 173L103 174L102 176H100L101 175L100 173L103 172L101 170L102 168H104V167L109 168V166H107V165L105 166L104 162H102V161H107V163H108V158H110L109 157L110 153L113 151L114 145L116 144V142H114V137H115V139L116 138L124 139V138H121L119 135L113 136L110 134V132H108L104 128V126H106V125L101 121L107 119L108 118L107 116H102L99 120H96ZM75 119L77 121V123L75 122V124H77V126L79 128H81L80 127L81 121H83V122H85V121L78 119L77 117H75ZM131 119L133 120V118H131ZM134 119H136V118H134ZM223 121L224 120H221L220 123ZM83 122H82V124H84ZM56 123H57V120H56ZM54 125H56V124L53 123L52 126H54ZM65 125H67V127H68V124L65 123ZM89 126H87L88 129H89ZM126 126H127V124H126ZM181 126H183V125H181ZM201 126L207 127V122L204 123V126L203 125H201ZM72 127L74 128V126H72ZM82 127H83V125H82ZM87 127H83V128H87ZM185 127H186V129H185ZM206 127H205V129H206ZM219 127H220V125H219ZM73 128H70L69 130L63 129L65 131L64 135H63V138L65 137L64 141L61 144L58 143L59 145L57 146V147H59L58 150L60 149L58 151V155H60L59 160H60L61 165L60 166L58 165V166L62 170V173H61L62 179L61 180H64V173L65 172L68 173V171H66L67 170L66 167H67L68 163L72 164V163L76 162L75 165L72 167L73 168L74 167L79 168V169L81 168V166L79 164L77 165V162L79 163V160H78V157L76 156L75 151L74 150L71 151V154L74 155L72 158L71 155L66 156L65 150H64V146L68 145V143H70V141L67 142V140L69 137L68 135L72 132ZM83 128H82V131L84 130ZM221 129H224V127ZM262 129H264V123L260 126L259 130H262ZM181 130H182V127H181ZM202 130H203V128H201L197 133H193L194 135L192 136V140L196 139L200 135V131H202ZM259 130L255 133V135L252 134V135L248 136L249 141L251 139L254 140V137L259 133ZM142 133H144V132H141V134ZM190 133H192V132H190ZM37 135H38V133L34 132V136H37ZM158 135H160V134H158ZM88 136H87V138H88ZM146 137L147 136H145V138ZM133 138H131V139H133ZM213 138L214 137H212V136H208V137H202L200 139L203 141L204 145H207L208 143H212ZM255 139L256 140L261 139L264 141V134L261 133V134L257 135V137ZM145 140H143L144 148H145V142H144ZM215 140H217L216 137L214 138V142H215ZM246 140H247V137H246ZM35 141H36V139L32 140L33 145L30 148V152L28 155L29 157H28L27 163L23 169V172L19 176L17 175L18 177L15 176L17 173L16 174L14 173L13 179H18L21 186L24 185V181L27 178V176L31 178V181H33V179H34L35 181L38 182V185L41 187L40 189L43 190V193L42 194L39 193V195L41 194L40 196H42L43 201L48 202V200H50V192L52 191L51 195H54L55 194L54 189H56L55 188V182H54L55 181V176H54L55 171L51 175H49V170L51 173V169L49 167L50 164L48 162L50 161L49 159L52 156V155H50V152L52 150L49 147L53 145V149H54L56 144H55V141H53V143L48 145L49 147L47 149H43V154L45 153V155H44L45 159H47L49 161L48 162H42L43 166L41 165V162H40V166H41L40 167V166L35 165L36 162H34V157L37 154V152L39 153L41 151V153H42V150L37 149V147H36V144L40 145V140L37 142H35ZM133 141H135V140L133 139ZM160 141H161V139H160ZM117 142L119 143V142H121V140H117ZM123 142H121L119 144L120 146L122 145L121 146L122 151L119 153V155L120 154L123 155V153L126 151L125 147L127 145L123 144ZM125 142H127V141H125ZM158 142H159V140H158ZM167 142H169V140ZM242 142H243V139L240 140V144ZM130 143H131V141H130ZM143 143L141 142V144H143ZM132 144H133V142H132ZM182 144L184 145V143H182ZM251 144H252V142H251ZM156 145H157V143H156ZM178 145L179 144H176V148H178L177 147ZM136 147L138 148V146H136ZM162 147H164V146H162ZM162 147H159V148L162 149ZM169 147H171V146H169ZM169 147L167 146V148H169ZM251 147H254V150H253V148H251V150H253L252 153L254 152V158L258 157V156H261L262 158H264L263 152L261 153L263 156L259 155V153L261 151L259 152L258 151L259 149L257 147H259L261 149L260 146L256 147V146H254V144H252ZM156 148H157V146H156ZM156 148H155V151H156ZM248 149H250V147ZM130 150L131 149L129 148V152H130ZM243 150H244V146L240 149V151H243ZM147 151L150 152L152 150H150V151L147 150ZM159 151H160V149H159ZM131 152H132V150H131ZM131 152H130V155H131ZM143 152H145V150ZM151 153H153V152H150L149 154H151ZM156 153L160 155V152H156ZM197 153H200L201 159H203L205 157V160L203 161L204 162L203 167H201L198 164V159L196 158ZM153 154H155V152ZM127 155L129 156V154H127ZM132 155L134 156V154H132ZM132 155L130 157V161H132L131 160ZM178 155H176V156H178ZM243 155H241V156H243ZM241 156H239V157H241ZM89 157H90V155H89ZM135 157L136 156H134V160H135ZM143 157H145V156H143ZM152 157H153V155H152ZM163 157L164 156H161L160 158H163ZM83 158H85V157H83ZM167 158H168V156H167ZM167 158L164 159L166 162H168ZM173 158H174V156H173ZM89 159H91V158H89ZM127 159H128V157L126 158V160ZM257 159H259V158H257ZM110 160L111 159H109V162H110ZM120 160L121 161L123 160V156L121 157V159H119V161ZM139 160L141 161L140 158H139ZM147 160H150V158ZM153 160H154V158H153ZM187 160H190V161H189L188 165L186 166ZM255 160H256V158H255ZM258 161L256 160L257 163L256 162H254V163H256V165H257L260 162V161L259 162ZM51 162H53V161L51 160ZM141 162H144V161H141ZM160 162H162V161H160ZM22 164H23V161H22ZM54 164H56V162H54ZM131 164H132V162H131ZM139 164H140V162H139ZM108 165H111V164H108ZM134 165H136L135 162H134L133 166ZM138 165H136V166H138ZM172 165H173V161H172ZM256 165L254 164V168L258 169V167ZM161 166H162V164H161ZM131 167H132V165H131ZM142 167H139V168L136 167V168L138 170ZM51 168H53V165L51 166ZM54 168H56V170L58 169L57 167H54ZM85 168L90 170L89 169L90 167H87V166H83L81 169H85ZM151 168L153 171L151 170ZM165 168H167V167H165ZM259 168L262 169V167H259ZM109 169H107V170H109ZM169 169H170V167H169ZM52 170H54V169H52ZM120 170H121V167H120ZM128 170H129V168H128ZM170 170L173 171V168ZM251 170L253 171L255 169H251ZM79 171H81V170H79ZM85 172L86 171L84 170V172H83L84 175H87V173L85 174ZM108 172H110V171H108ZM138 172H139V170H138ZM152 172L155 173V175L153 177H152V175L149 176L150 173L152 174ZM124 173H127V172L124 170L123 174ZM233 173L235 174V172H233ZM254 173H255V171H254ZM254 173H253V175H254ZM262 173H264V172H262ZM226 174H228L227 178H225ZM261 174H260V176H261ZM245 175H247V173ZM255 175H258V174H255ZM263 176H261V177H263ZM119 177H121V175ZM263 178H262V180H263ZM246 179H247V177H246ZM254 179H255V176H254ZM232 181H230V182H232ZM239 181H241V183L244 184V182L241 179L236 181L237 184ZM233 182H235V181H233ZM30 183L32 184V182H30ZM88 184H89V182H88ZM4 185H6V184L4 183ZM62 185L63 186L61 188V193L59 191H57V192H59L60 196H64L66 194L65 193L66 184L63 183ZM71 185H72V183H71ZM81 185H82V182H81ZM225 185H224V187H225ZM231 185H232V183H231ZM236 185H235V187H237ZM256 185H255V188H256ZM32 186H34V185H32ZM74 186L78 187V186H80V184H74ZM82 186H84V185H82ZM119 186H121V185H119ZM218 186L220 188H218ZM1 187L2 186H0V188ZM240 187L241 186L239 185V188ZM120 188H122V186ZM120 188H118V189H120ZM23 189H24V187H23ZM241 189H240V191H242ZM1 190L6 191L3 187ZM116 190L117 189H115V191ZM260 190H259V196H258L259 198H261L260 196H262V194H264V193L261 194ZM119 191H121V190H119ZM245 191H247V190H245ZM128 192H129V190H128ZM22 194H24V193L22 192ZM236 194H238V191ZM240 194H242V193H240ZM252 194H253V192H252ZM252 194L250 196H252ZM255 195L257 196L258 194H255ZM14 196H15V194H14ZM57 196H59V195L57 194ZM172 196L174 197L175 201L176 200L181 201L177 197H182L185 200V204H188V215H179L178 213H177V215L176 214L172 215V214H174V202L172 201V199H173ZM256 196H254V197L257 198ZM2 197H3V195H2ZM175 197H176V199H175ZM246 197H248V196H246ZM263 197H264V195H263ZM61 198L62 197H59V199H61ZM13 200L15 202V198ZM63 200L64 199H62V201ZM127 200H128V202H127ZM168 200H169V203L171 205V209H169L170 207H166L165 209L168 208L170 210V214H167V215L162 214L161 215L160 212L156 213L154 215H152V212H151V214H148V211H149L148 207H150L151 205L154 204V210H155V208L157 209L162 203H166ZM237 201H235V202H237ZM14 202L12 204H14ZM126 202H127V204L128 203L130 204L127 206V208L125 210L128 211L127 209H130L132 211V213L129 214L130 216H132V222L130 223V221H127V219L125 217V219L122 220L120 225H118L119 221H115L113 223L112 219H113L114 215H120V214L126 215V213H122V211L123 212L125 211L122 208L125 207ZM233 202H232V204H233ZM263 203L264 202H262V203L260 202V206L263 205L261 208H264ZM59 204H60V202H59ZM258 204L259 203H257L256 205H258ZM63 205H64V207H63ZM175 206H176V204H175ZM207 206H209V204ZM232 206H230L231 207L230 209L234 208V206L233 207ZM237 206H239V205H237ZM247 206H249V205H247ZM247 206H244V207H247ZM254 206L255 205H253L252 207H254ZM239 208H240V206H239ZM258 208H259V206H258ZM83 209H81V210H83ZM141 209H143V211H141ZM234 209L236 210V206ZM249 209H251V208H249ZM254 209H256V208H254ZM152 210H153V207H152ZM208 210H210V209H208ZM237 210H238V208H237ZM251 210H250V212H251ZM182 211H183V209H182ZM204 211L206 212V210H204ZM229 211L231 212V210H229ZM241 211L242 210H240V212ZM235 212H237V211H235ZM244 212L247 213V211H244ZM168 213H169V211H168ZM238 213H235V214H238ZM260 213H263V212H260ZM235 214H233V215H235ZM253 214L254 213H252V216H253ZM97 215H96V217H97ZM195 215H198L197 219L200 221V222L198 221L200 223L199 225H197L196 221L194 220L196 218V217L194 218ZM231 215H229V216H231ZM256 215H258V214H256ZM22 216H24V215H22ZM214 217H215V215H214ZM254 217H253V220H254ZM207 219H209V218H207ZM103 220H105V222H106L104 229H102L100 226L102 224ZM221 220H222V218H221ZM255 221H258V220L255 219ZM111 222H112V224H111ZM220 222H222V221H220ZM5 223L9 227L8 232H9V230L11 231V232H9V236H7V237H3V235L5 233L3 235L1 233L2 232L1 229L2 230L4 229ZM25 223H27L28 226L30 225L28 221H26ZM256 223L259 226V223L258 222H256ZM80 224L82 226H80ZM253 224H255V223H253ZM103 225H104V222H103ZM117 225L119 227H118L117 231H115V228ZM230 225H232V224H230ZM78 226H80V227H78ZM81 227H82V230H81ZM207 227L211 231V235H209L210 237L206 235V234H208V231L204 232V229H206ZM248 227H246V228H248ZM251 227H252V225H251ZM252 228L256 229L254 227H252ZM252 228H250L251 230L250 229L249 230L252 231ZM6 229H7V227H6ZM29 229H33L32 226ZM226 230H227V228L225 229V231ZM244 232H246V231H244ZM248 234L250 235V233H248ZM204 235H206V236H204ZM222 236H226V237H222ZM227 236H229V237H227ZM251 236H252V234H251ZM251 236H250V239H251ZM243 237H245V239H243V240L250 242V239L246 240L245 235ZM152 238H154L155 242H151ZM252 241L254 242L255 240L252 239ZM245 257L247 258L246 255H245ZM250 261L251 260H249V262ZM252 262H254V261L252 260ZM239 263H241V262H239ZM246 264H248V263H246Z\"/></svg>",
    "mask_w": 264,
    "mask_h": 264
}]
</instances>
